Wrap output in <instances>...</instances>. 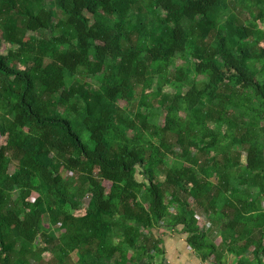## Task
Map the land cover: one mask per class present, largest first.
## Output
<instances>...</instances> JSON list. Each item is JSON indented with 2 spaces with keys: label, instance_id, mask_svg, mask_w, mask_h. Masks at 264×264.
<instances>
[{
  "label": "trees",
  "instance_id": "trees-1",
  "mask_svg": "<svg viewBox=\"0 0 264 264\" xmlns=\"http://www.w3.org/2000/svg\"><path fill=\"white\" fill-rule=\"evenodd\" d=\"M260 23L264 0H0V264H167L164 230L264 264Z\"/></svg>",
  "mask_w": 264,
  "mask_h": 264
},
{
  "label": "crops",
  "instance_id": "crops-1",
  "mask_svg": "<svg viewBox=\"0 0 264 264\" xmlns=\"http://www.w3.org/2000/svg\"><path fill=\"white\" fill-rule=\"evenodd\" d=\"M178 229L181 230L182 227L179 226ZM161 235L165 243L164 249L167 252L166 253L167 264H172V260L182 250H184L185 254L191 257L192 264H206L203 263L202 260L198 257V255L189 247V245L186 242V235L183 234L182 232H168L165 230L162 232ZM180 241L184 244L183 249L179 244ZM168 246L170 248L169 250H168ZM181 258H183L182 254L180 256H177V260ZM186 264H190V263L186 262Z\"/></svg>",
  "mask_w": 264,
  "mask_h": 264
},
{
  "label": "rangeland",
  "instance_id": "rangeland-1",
  "mask_svg": "<svg viewBox=\"0 0 264 264\" xmlns=\"http://www.w3.org/2000/svg\"><path fill=\"white\" fill-rule=\"evenodd\" d=\"M261 24V26H263V28H264V24L263 23H260ZM35 34V33H34ZM36 34H39L38 32L36 33ZM181 54H180V52H176V59H177V61H176V64L177 65H181L182 64V60H181ZM185 90H187V88L185 89ZM168 91H171L170 89H168ZM119 104L123 107L124 105H126V103H125V101H123V100H121V101H119ZM160 123L162 124V118H161V120H160ZM10 171H12V168H11V170ZM68 176H70V175H67V177ZM105 187L107 188V189H109V187H110V183L109 182H105ZM200 217H203V216H201V215H199ZM202 220V224L203 225H206L205 227H206V229H209L210 228V225H209V223H208V220L207 219H205L204 217H203V219H201ZM203 220L206 222H203ZM44 222L46 223L47 222V218L45 217L44 218ZM165 231V230H164ZM162 232L163 231H159V233L158 234H162ZM220 242H221V240L219 239V237H217L216 238V243L217 244H220ZM179 244H180V246L182 247V249H183V247H184V244L180 241L179 242ZM163 246L165 247V243L163 244ZM170 248H169V246H168V250H169ZM167 253V252H166ZM169 253V252H168ZM172 253V252H171ZM183 255V258H181V259H179V260H177V256H180V255ZM177 256L172 260V264H186V262H188V263H190V264H192V259H191V257L190 256H188L187 254H185L184 253V250H182L181 252H179L178 254H177ZM47 257L48 256H46V258L45 259H47Z\"/></svg>",
  "mask_w": 264,
  "mask_h": 264
}]
</instances>
